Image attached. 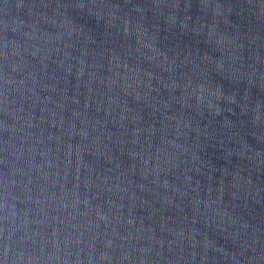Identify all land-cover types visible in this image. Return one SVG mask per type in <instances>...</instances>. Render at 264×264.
<instances>
[{
    "label": "water",
    "instance_id": "water-1",
    "mask_svg": "<svg viewBox=\"0 0 264 264\" xmlns=\"http://www.w3.org/2000/svg\"><path fill=\"white\" fill-rule=\"evenodd\" d=\"M0 264H264V0H0Z\"/></svg>",
    "mask_w": 264,
    "mask_h": 264
}]
</instances>
